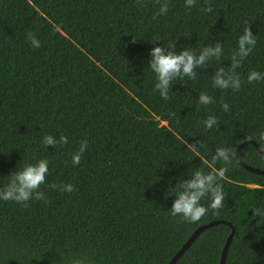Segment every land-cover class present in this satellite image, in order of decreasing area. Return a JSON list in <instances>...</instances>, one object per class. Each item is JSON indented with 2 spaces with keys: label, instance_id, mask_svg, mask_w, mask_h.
<instances>
[{
  "label": "trees",
  "instance_id": "trees-1",
  "mask_svg": "<svg viewBox=\"0 0 264 264\" xmlns=\"http://www.w3.org/2000/svg\"><path fill=\"white\" fill-rule=\"evenodd\" d=\"M168 3L153 18L158 0H0V187L16 167L46 159L49 169L39 188L44 199L0 200L4 264H70L81 253L89 264H167L195 228L214 219L234 227L225 264H264V224L250 210L264 202V175L235 158L243 140L264 148V79H246L250 70L264 72V0H196L191 10L183 0ZM245 24L256 45L235 69L239 89L213 87L216 70L229 71ZM172 41L174 51L216 41L224 51L194 68V78L174 80L164 100L145 66L154 44ZM201 92L212 102L198 104ZM210 115L218 124L205 128ZM46 134L67 143L43 147ZM221 145L232 153L218 178L222 207L191 223L169 215L167 189L192 170L208 171ZM239 156L264 168L253 144ZM64 183L73 190L51 187ZM230 230L222 223L204 229L174 264H219Z\"/></svg>",
  "mask_w": 264,
  "mask_h": 264
},
{
  "label": "clouds",
  "instance_id": "clouds-1",
  "mask_svg": "<svg viewBox=\"0 0 264 264\" xmlns=\"http://www.w3.org/2000/svg\"><path fill=\"white\" fill-rule=\"evenodd\" d=\"M159 7L153 14L156 16L164 15L169 8L168 0H158ZM186 10L196 4V0H183ZM203 11H211L205 7ZM27 39L32 48L40 47V40L31 32L27 33ZM256 45V36L245 24L242 31L236 39L235 49L230 56L229 71H225L224 67H220L214 73L211 84L213 87L220 89L238 90L240 87V78L235 74L246 56L253 50ZM173 41L166 44L165 47L154 44L149 49L146 68L153 75V90L158 95L167 100L169 91L174 80L180 77L194 78L196 72L194 68H203L209 60L220 58L223 54V47L219 41L206 44L198 52L182 47L178 51H174ZM246 79L248 82L259 81L264 79V72L250 70ZM212 102V97L206 92H201L197 97V103L207 105ZM227 111V105H222ZM218 122L215 116H208L203 125L205 128L217 126ZM264 136V131L260 133ZM43 147L47 145L55 146L57 144L67 143L65 135L54 136L46 134L41 138ZM87 140H82L79 149L71 155V163L77 164L80 161L81 153L84 152ZM232 153L230 148L221 145L215 148L208 164L209 170L195 169L190 173H186L187 178H179L167 189L165 195H172L174 199L171 202L169 215L180 216L184 221L197 222L201 217L205 216L210 210H218L222 207L224 200V192L218 178L223 176L227 164L230 162ZM222 164L220 168H216V164ZM48 161L46 159H38L35 163H28L20 168L10 170L7 183L0 187V200L15 201L18 204H26L30 199H44V194L39 190L40 186L45 183L46 174L48 173ZM58 187L59 191L71 192L73 185L64 183ZM202 199H206L207 203H201ZM252 214L259 220V224H264V202L252 204L250 207ZM250 218V217H249ZM6 260V259H5ZM5 260H0V264H4ZM70 264H89V257L86 254H78L70 259Z\"/></svg>",
  "mask_w": 264,
  "mask_h": 264
},
{
  "label": "water",
  "instance_id": "water-1",
  "mask_svg": "<svg viewBox=\"0 0 264 264\" xmlns=\"http://www.w3.org/2000/svg\"><path fill=\"white\" fill-rule=\"evenodd\" d=\"M247 144H253L255 146V148L257 149V151L264 157V148L260 147L259 144L256 142V140L254 139H246L243 140L236 148L235 151V158L237 163L242 166L243 168H245L246 170L253 172V173H257V174H263L264 175V168H259L256 166H252L249 165L247 163H245L244 161H242V159L239 156V151L240 148L243 147L244 145ZM227 224L230 226L231 230L228 234V236L226 237L225 243L222 247L221 253H220V258H219V264H225V259H226V254H227V249L229 246V243L231 241L233 232H234V227L233 225L227 221V220H210L206 223H203L201 225H199L197 228H195L191 234L188 236V238L184 241V243L181 245V247L174 253V255L170 258V260L168 261L167 264H174V262L180 257V255L191 245V243L195 240V238L206 228L216 225V224Z\"/></svg>",
  "mask_w": 264,
  "mask_h": 264
}]
</instances>
